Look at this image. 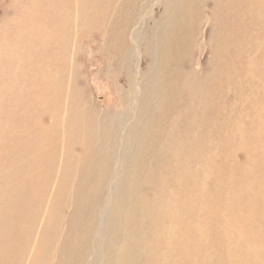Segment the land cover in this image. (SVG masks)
<instances>
[{"label":"bare ground","instance_id":"obj_1","mask_svg":"<svg viewBox=\"0 0 264 264\" xmlns=\"http://www.w3.org/2000/svg\"><path fill=\"white\" fill-rule=\"evenodd\" d=\"M113 1L90 3L87 19L104 21ZM144 1L124 0L116 9L126 11L122 42L137 26L136 45H128L136 65ZM161 5L144 41L149 64L138 70L140 100L132 96L121 131L116 112H100L73 90L65 96L64 60L47 61L49 41L43 45L42 73L53 64L58 74L33 91L28 86L12 119V228L0 235V264H28L17 251L33 243L32 231L15 225L27 223L34 203L47 209L29 264H264L258 252L243 256L233 240L234 226L256 215H237L238 191L264 203V0ZM53 11L61 26L57 4ZM204 23L210 35L199 40ZM204 45L210 56L201 64L196 54ZM66 200L71 212L62 227ZM250 229L252 239L259 230L264 237V228Z\"/></svg>","mask_w":264,"mask_h":264},{"label":"rangeland","instance_id":"obj_2","mask_svg":"<svg viewBox=\"0 0 264 264\" xmlns=\"http://www.w3.org/2000/svg\"><path fill=\"white\" fill-rule=\"evenodd\" d=\"M118 1L112 2L107 18L103 21L101 17L95 22L97 25H94L87 19L89 11L86 13L85 11L91 8L90 3L99 6L102 0H56L54 3L52 0H0V235H5L8 228H12L9 220L11 207L8 201L7 152L10 147L11 130L17 128L12 124L13 116H19V113H22L19 106L27 100L28 86L33 91V88H36L35 82L38 85L48 84L58 74L53 64H50L48 72L42 73L44 44L49 41L47 61L57 56L64 60L65 96L69 98V92L73 90L76 94L78 93L80 100L97 106L100 112H116L120 122L119 131L123 130L122 120L129 112L132 96H136L135 101L138 98L140 100V87L137 82L141 83L143 79L139 76L138 70L144 71L149 64V59L143 53L144 41L151 33L154 20L160 18L163 11L162 0L144 1L146 15L143 16L142 21L147 22L138 36L139 42L143 44L134 48L136 57L140 60L138 65L128 51V45H136L133 34L137 26H134L131 31L128 27L124 35L128 37V44L126 38L125 43L121 41L123 38H118L119 34L124 32L120 23L121 16L126 12L120 16V13L116 11L124 0ZM53 4H57L62 12L61 26L55 24L53 19ZM67 22L71 26H66L64 29L63 26ZM200 34L199 40L208 39L209 24L204 23ZM196 55L203 64L210 56V52L204 45ZM35 91L38 92V88ZM32 108H34L33 115L37 116L39 112L35 104ZM61 113L63 119V114L67 113L65 107ZM61 125L65 126L66 121H61ZM62 130L64 131V127L57 132L60 140H63ZM235 173L241 174V171L238 169ZM236 177L240 175L237 174ZM240 185L243 188L242 181ZM251 193L249 190H242L236 195L237 215L241 219L250 211L256 212V215L247 224L243 222L241 225L234 226L233 240L242 244L243 256L250 251L258 252L264 261V242H262L264 237L260 236L262 232L259 230L255 238L257 242H253L255 239H252L250 234V228H264V203L255 199ZM18 202L23 203V200ZM68 202L69 200H66L61 211L62 227L65 226L66 218L71 212ZM46 209L47 206L37 208L35 203L29 205L27 223L15 225L16 228H31L33 243L39 228L44 223ZM33 243L23 254L19 252L20 250L17 251V254L21 253L23 263L29 264L32 261L35 252ZM54 250H51L53 258H55Z\"/></svg>","mask_w":264,"mask_h":264}]
</instances>
